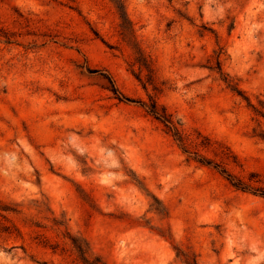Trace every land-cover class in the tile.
<instances>
[{"label": "rangeland", "instance_id": "obj_1", "mask_svg": "<svg viewBox=\"0 0 264 264\" xmlns=\"http://www.w3.org/2000/svg\"><path fill=\"white\" fill-rule=\"evenodd\" d=\"M222 169L264 188V0H0V264H264Z\"/></svg>", "mask_w": 264, "mask_h": 264}, {"label": "trees", "instance_id": "obj_2", "mask_svg": "<svg viewBox=\"0 0 264 264\" xmlns=\"http://www.w3.org/2000/svg\"><path fill=\"white\" fill-rule=\"evenodd\" d=\"M117 9L119 11L121 20H122V24L123 23H127L126 19L124 18V12L122 13L123 7L122 5H117ZM121 35L124 37V39H126L128 42L131 41L132 35H131V31L130 29L127 30H123L121 31ZM138 59H136V62H140L143 61L144 62V58L140 55V52L137 51ZM144 64V63H143ZM144 66V65H143ZM147 70L148 73H150V68L148 67V65L145 63L144 66ZM240 92V91H237ZM149 115H151L155 120L159 121L160 123H162L164 125V127L167 129L168 132H170L172 134V136L182 142V138L179 135L177 126L175 125V123L172 121L171 116L169 114H167L165 108L163 107H158L156 105V103L153 100H150V107L149 110L147 112ZM195 160V159H193ZM197 162L201 165H209L210 162L206 161L204 159H200L197 160ZM218 165H216L215 168H217ZM221 174L225 176V179L229 182V184L234 187L236 190H241V191H250L253 194H256L262 198H264V188L262 187H257V188H249L248 186L244 185L241 180L235 178L234 176H232L231 174L227 173L226 170L222 169ZM3 212H8L6 209H4V206L0 203V217L1 218H5L2 213ZM71 244L73 249L77 252L79 260L81 262V264H104L101 259L99 257H90L88 255V248L86 247V245H84V243L80 242L78 239H72L71 238ZM184 264H196V263H190L188 261H184Z\"/></svg>", "mask_w": 264, "mask_h": 264}]
</instances>
